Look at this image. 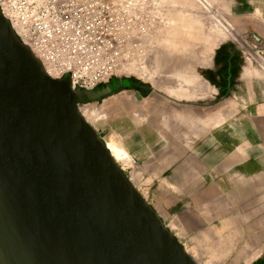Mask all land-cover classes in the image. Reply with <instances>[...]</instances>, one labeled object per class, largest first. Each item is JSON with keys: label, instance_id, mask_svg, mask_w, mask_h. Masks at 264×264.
Wrapping results in <instances>:
<instances>
[{"label": "water", "instance_id": "1", "mask_svg": "<svg viewBox=\"0 0 264 264\" xmlns=\"http://www.w3.org/2000/svg\"><path fill=\"white\" fill-rule=\"evenodd\" d=\"M0 9V264H198Z\"/></svg>", "mask_w": 264, "mask_h": 264}, {"label": "rangeland", "instance_id": "2", "mask_svg": "<svg viewBox=\"0 0 264 264\" xmlns=\"http://www.w3.org/2000/svg\"><path fill=\"white\" fill-rule=\"evenodd\" d=\"M223 1L227 3V0H162V22L152 28L144 63L123 76L147 81L151 95L137 98L124 91L103 96V100L80 102L79 109L107 146L125 152L124 159L116 160L118 165L198 264H264V233L262 241L251 243L252 251L243 257L244 244L239 250L230 251L226 235L207 236V227L199 231L179 221L173 204L170 208L164 204L168 188L163 186L164 175L158 162L160 135L169 133L166 128L170 126L178 134L181 132L183 138L189 137L191 120L206 115L221 117L230 105H238L235 101L257 99L249 91L257 83L264 85V36L250 25L252 17L223 10ZM230 53L235 55L240 73L233 87L220 96L216 87H210L206 71L217 62L226 67ZM239 84L246 85L245 90L234 92ZM196 96L203 100L196 106L188 104ZM201 128L205 130V126ZM188 141L185 140L183 148H188Z\"/></svg>", "mask_w": 264, "mask_h": 264}, {"label": "crops", "instance_id": "3", "mask_svg": "<svg viewBox=\"0 0 264 264\" xmlns=\"http://www.w3.org/2000/svg\"><path fill=\"white\" fill-rule=\"evenodd\" d=\"M222 6L252 17L250 25L264 36V0H227ZM244 88L239 84L233 91ZM251 89L250 96L257 99L235 101L238 105H230L221 117L191 120L189 137L168 126L169 133L158 140L159 168L168 188L164 204L169 208L173 204L179 221L199 231L207 227V236L226 235L230 251L244 244L243 257L264 233V85ZM202 98L193 97L188 104L196 106Z\"/></svg>", "mask_w": 264, "mask_h": 264}, {"label": "built area", "instance_id": "4", "mask_svg": "<svg viewBox=\"0 0 264 264\" xmlns=\"http://www.w3.org/2000/svg\"><path fill=\"white\" fill-rule=\"evenodd\" d=\"M19 40L55 79L95 90L131 74L147 57L162 0H0Z\"/></svg>", "mask_w": 264, "mask_h": 264}, {"label": "flooded vegetation", "instance_id": "5", "mask_svg": "<svg viewBox=\"0 0 264 264\" xmlns=\"http://www.w3.org/2000/svg\"><path fill=\"white\" fill-rule=\"evenodd\" d=\"M223 52H221V55ZM221 59V57H218ZM217 58V59H218ZM206 75L213 84V87H216L218 91V95L223 96L233 87V82L236 79V76L239 74V65L236 62V57L234 54L230 53L226 60V67H220L218 62L214 65L212 69L206 71ZM121 80H125L128 84L127 86H122L119 90L115 89L111 94L106 95L105 97H110L112 94H118L120 92H130L135 95V97H143L148 98L152 93V88L147 81H142L137 77H122ZM119 80V79H115ZM113 81V80H112ZM107 86V85H106ZM105 86H99L95 89V92L102 90ZM114 96V95H113ZM104 98H100L99 100H103ZM98 100V101H99ZM83 103V102H81ZM172 103V101H171Z\"/></svg>", "mask_w": 264, "mask_h": 264}, {"label": "bare ground", "instance_id": "6", "mask_svg": "<svg viewBox=\"0 0 264 264\" xmlns=\"http://www.w3.org/2000/svg\"><path fill=\"white\" fill-rule=\"evenodd\" d=\"M80 110V109H79ZM81 112V114L83 115V118H84V120L87 122V123H89V124H91L90 122H89V118H88V116L84 113V111H80ZM108 147V149H109V152L112 154V156L114 157V159L115 160H122V159H124L125 158V156H126V154H125V152L122 150V149H120V148H118V147H115V146H113V145H108L107 146ZM143 198H144V196H143ZM146 200V199H145ZM185 248V247H184ZM188 253V252H187Z\"/></svg>", "mask_w": 264, "mask_h": 264}]
</instances>
